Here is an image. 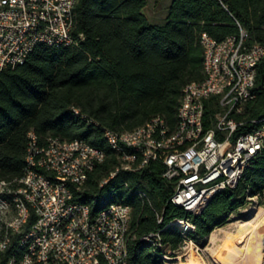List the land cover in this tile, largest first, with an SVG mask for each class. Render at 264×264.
Returning a JSON list of instances; mask_svg holds the SVG:
<instances>
[{
	"label": "trees",
	"instance_id": "16d2710c",
	"mask_svg": "<svg viewBox=\"0 0 264 264\" xmlns=\"http://www.w3.org/2000/svg\"><path fill=\"white\" fill-rule=\"evenodd\" d=\"M146 3L77 0L75 44L40 42L22 63L0 69V179L15 186L23 175L30 131L39 145L55 136L101 148L104 159L87 171L82 189L73 195L92 211L110 201L131 205L129 264H160L165 250L178 248L183 238L203 246L248 197L264 203V146L240 182L215 193L197 215L170 202L174 183L162 175L160 160L137 170L119 169L99 185L119 163L104 130H130L154 116L175 127L184 85L204 76L202 31L221 40L242 28L247 44L264 46V0H169L159 22L148 19ZM252 92L237 114L244 123L235 134L251 130L248 120L264 113V55L256 64ZM175 218L187 219L193 229L170 223ZM154 231L160 245L143 239Z\"/></svg>",
	"mask_w": 264,
	"mask_h": 264
},
{
	"label": "built area",
	"instance_id": "2783aa9c",
	"mask_svg": "<svg viewBox=\"0 0 264 264\" xmlns=\"http://www.w3.org/2000/svg\"><path fill=\"white\" fill-rule=\"evenodd\" d=\"M76 2L0 0V69L22 63L37 43L75 44ZM244 35L240 28L216 40L201 32L204 76L184 85L174 128L154 116L130 130H104L119 163L100 186L119 169L160 160L174 183L170 202L197 215L215 193L240 182L264 146V113L248 120L251 130L235 134L264 55V46L247 44ZM28 136L23 175L15 186L0 179V264H129L131 205L110 201L92 211L73 195L105 152L80 138L47 136L39 145L32 131ZM143 239L160 245L158 231Z\"/></svg>",
	"mask_w": 264,
	"mask_h": 264
},
{
	"label": "rangeland",
	"instance_id": "374dc122",
	"mask_svg": "<svg viewBox=\"0 0 264 264\" xmlns=\"http://www.w3.org/2000/svg\"><path fill=\"white\" fill-rule=\"evenodd\" d=\"M168 2L169 0H147L144 12L148 19L152 22H159L165 15ZM259 207H264V203H261L257 196L248 197L243 206L230 214L225 224L215 227L214 241L207 238L205 245L201 246L189 238H183L178 248L165 250L160 264H232L234 261L239 264L241 262V258H238L240 252L231 236L239 222L255 217ZM261 214L262 212L258 214L257 219ZM177 227L180 228L178 225ZM256 264H264V250L260 253V259Z\"/></svg>",
	"mask_w": 264,
	"mask_h": 264
},
{
	"label": "bare ground",
	"instance_id": "6f19581e",
	"mask_svg": "<svg viewBox=\"0 0 264 264\" xmlns=\"http://www.w3.org/2000/svg\"><path fill=\"white\" fill-rule=\"evenodd\" d=\"M260 212L262 214L257 219ZM171 223L186 229L193 226L192 223L184 222L181 218H175ZM214 229L209 233L210 241L215 240ZM231 238L240 252L238 258H241V262L239 264H256L260 259V253L264 250V207H259L255 217L239 222ZM232 264H238V262L234 261Z\"/></svg>",
	"mask_w": 264,
	"mask_h": 264
}]
</instances>
